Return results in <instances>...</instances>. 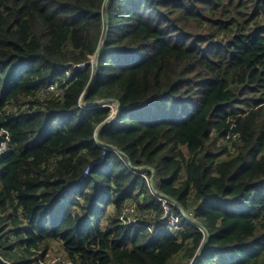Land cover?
Wrapping results in <instances>:
<instances>
[{
  "label": "trees",
  "instance_id": "16d2710c",
  "mask_svg": "<svg viewBox=\"0 0 264 264\" xmlns=\"http://www.w3.org/2000/svg\"><path fill=\"white\" fill-rule=\"evenodd\" d=\"M105 2L0 0V264H264V0Z\"/></svg>",
  "mask_w": 264,
  "mask_h": 264
},
{
  "label": "clouds",
  "instance_id": "9594fccd",
  "mask_svg": "<svg viewBox=\"0 0 264 264\" xmlns=\"http://www.w3.org/2000/svg\"><path fill=\"white\" fill-rule=\"evenodd\" d=\"M93 60H94V56L92 57V60H91V63H92V65L94 66L95 65V63H93ZM97 60V59H96ZM95 61V60H94ZM96 62V61H95ZM81 67H85V64H83V65H81ZM55 86V89L54 90H52V89H50V87L51 86ZM57 87H58V84H52V85H50L49 86V88L47 89V90H43L42 91V96L44 97V96H46V94L49 92V91H52V92H55V94H56V96H58V95H60V93H59V90L57 89ZM44 93V94H43ZM115 101V100H114ZM99 102V101H98ZM98 102H94V103H98ZM81 103V106H85L86 104L84 103V102H80ZM115 104H105V105H103V106H109V107H111V109H112V112H111V115H110V117H108V118H111V119H114L117 115H118V113H119V111H120V105L118 104V102L117 101H115L114 102ZM119 107V110L117 111V108ZM110 119V120H111ZM109 120V121H110ZM106 121V120H105ZM105 121L102 123V124H100L99 126H98V128H97V131H96V135H97V132H98V129L102 126V125H105V124H107L108 122H106L105 123ZM7 142H8V137H6V139L4 140V141H2L1 143H0V156L3 154V152L5 151V149H6V147H7ZM115 151H117V152H119L117 149H115ZM128 159H126L125 160V162L127 163V165L128 166H130L131 167V165H129L128 164ZM132 169H140V168H149L150 170H151V177H153V175H154V171H153V169L152 168H150V167H147V166H138V167H131ZM152 180V186L149 184V181H148V179H147V181H148V184H149V187L151 188V190L153 191V192H157L156 190H155V188H154V184H153V178L151 179ZM158 193V192H157ZM160 194V196H162L161 198H163V199H165L166 200V203L167 204H169L170 206L171 205H173V206H176V207H178V204L176 203V200H174V199H172V198H169V197H167V196H165V195H161V193H159ZM158 199H159V197H158ZM161 200V199H160ZM130 202H133V203H135L136 205H137V203L136 202H134V201H128V202H126L125 204H127V203H130ZM162 202H163V207H164V201L162 200ZM173 202V203H172ZM125 204H123V206L125 205ZM122 206V207H123ZM122 207H121V209H122ZM138 207V206H137ZM179 208V207H178ZM121 209H120V213H121ZM138 209H139V207H138ZM171 209H172V207H171ZM164 210H165V207H164ZM179 210H180V208H179ZM140 211V210H139ZM181 211V210H180ZM181 213L184 215V217L185 218H188V219H190L189 217H191V215L186 211V215L181 211ZM173 214H175V213H173ZM175 215H178V214H175ZM120 216H121V214H120ZM120 216H119V219H120ZM179 216V215H178ZM189 216V217H188ZM143 217V216H142ZM180 217V216H179ZM139 218H141V217H139ZM138 218V219H139ZM164 218L165 217H163L162 219L164 220ZM191 220V219H190ZM120 221H121V219H120ZM192 221V220H191ZM122 222V221H121ZM179 222H180V220H179ZM179 222H178V227H179ZM192 222H194V221H192ZM123 223V222H122ZM138 224H139V222H137ZM167 223V222H166ZM196 223V222H195ZM124 224V223H123ZM125 225V224H124ZM131 225H137V224H131ZM131 225H126V226H131ZM177 227V228H178ZM171 228V227H170ZM177 228H174V229H177ZM149 230H152L151 228H149Z\"/></svg>",
  "mask_w": 264,
  "mask_h": 264
},
{
  "label": "built area",
  "instance_id": "2783aa9c",
  "mask_svg": "<svg viewBox=\"0 0 264 264\" xmlns=\"http://www.w3.org/2000/svg\"><path fill=\"white\" fill-rule=\"evenodd\" d=\"M50 89L54 90L55 86H51ZM44 94V93H43ZM159 199L164 201L165 213H164V221L167 222V225L171 228H177L180 217L178 215L173 214L171 206L166 203V200L159 197ZM130 215L136 216L135 219H131ZM144 215L143 211H139L137 205L133 202L125 204L121 209L120 219L125 225L137 224L138 218Z\"/></svg>",
  "mask_w": 264,
  "mask_h": 264
},
{
  "label": "rangeland",
  "instance_id": "374dc122",
  "mask_svg": "<svg viewBox=\"0 0 264 264\" xmlns=\"http://www.w3.org/2000/svg\"><path fill=\"white\" fill-rule=\"evenodd\" d=\"M93 63H95V61L93 60ZM149 181V184L152 186V178L151 176H147L146 177ZM173 203V202H172ZM131 219H135L136 216H132L130 215ZM37 258L39 260H43V256L41 254L37 255ZM46 264H58L60 262H64L67 263L68 262V256L67 253L65 252L63 246L61 243L59 242H54L53 243V248L50 251L49 254H47L46 256V260L44 261Z\"/></svg>",
  "mask_w": 264,
  "mask_h": 264
},
{
  "label": "water",
  "instance_id": "95a60500",
  "mask_svg": "<svg viewBox=\"0 0 264 264\" xmlns=\"http://www.w3.org/2000/svg\"><path fill=\"white\" fill-rule=\"evenodd\" d=\"M107 2H108V0H106V4H107ZM106 21L108 22V14H107V12H106ZM100 47H101V44L99 45V47H98V49H97V52H96V54H95V56H94V60L96 61V59L98 58V54H99V50H100ZM85 94V93H84ZM83 97V96H82ZM82 97L80 98V100L82 101ZM119 110V107L117 108V111ZM111 118H108L106 121H105V123L106 122H108L109 120H110ZM118 151L119 152H121L119 149H118ZM128 164L129 165H131V161L129 160L128 161ZM177 204H178V207L180 208V210L186 215V211H185V209L178 203V202H176ZM189 217V216H188ZM192 221H194V222H196L200 227H201V229L208 235V231H207V229H206V227L200 222V221H198V220H196L195 218H193V217H189ZM202 248H201V246H200V248H199V252H200V250H201ZM198 259V255H197V257L195 258V260L192 262V264L193 263H195V261Z\"/></svg>",
  "mask_w": 264,
  "mask_h": 264
}]
</instances>
